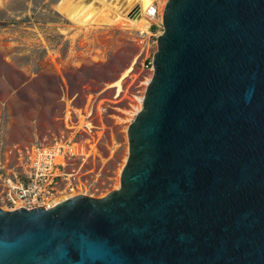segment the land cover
<instances>
[{
  "label": "water",
  "instance_id": "water-1",
  "mask_svg": "<svg viewBox=\"0 0 264 264\" xmlns=\"http://www.w3.org/2000/svg\"><path fill=\"white\" fill-rule=\"evenodd\" d=\"M162 21L120 188L0 208V264H264V0Z\"/></svg>",
  "mask_w": 264,
  "mask_h": 264
},
{
  "label": "rangeland",
  "instance_id": "rangeland-1",
  "mask_svg": "<svg viewBox=\"0 0 264 264\" xmlns=\"http://www.w3.org/2000/svg\"><path fill=\"white\" fill-rule=\"evenodd\" d=\"M65 1L0 0V160L7 146L55 144L67 135L66 111L84 109L92 95L107 107L94 118L103 131L99 153L83 167L74 162L68 169L81 168L94 187L86 195L103 198L121 186L128 127L137 116L124 122V112L136 99L144 100L168 0L155 1L162 11L149 24H140L135 7L120 1V12L135 23L133 28L109 23L116 7L88 11L84 16L90 24L79 26L59 11L66 6V11H80L79 5L90 0ZM119 81L121 89L115 87Z\"/></svg>",
  "mask_w": 264,
  "mask_h": 264
},
{
  "label": "built area",
  "instance_id": "built-area-1",
  "mask_svg": "<svg viewBox=\"0 0 264 264\" xmlns=\"http://www.w3.org/2000/svg\"><path fill=\"white\" fill-rule=\"evenodd\" d=\"M148 13L157 17L159 9L155 3ZM106 112L107 107L101 101L96 104V99L89 95L84 109L66 111L63 122L67 135L55 144L5 147L0 160V208L49 209L56 203L88 194L94 188L92 182L85 178L81 168L70 171L68 167L74 162L83 167L96 159L103 131L94 125V118H101Z\"/></svg>",
  "mask_w": 264,
  "mask_h": 264
},
{
  "label": "bare ground",
  "instance_id": "bare-ground-1",
  "mask_svg": "<svg viewBox=\"0 0 264 264\" xmlns=\"http://www.w3.org/2000/svg\"><path fill=\"white\" fill-rule=\"evenodd\" d=\"M68 1H70V0H66L65 2H68ZM120 1H124L125 4L128 3L130 6L135 7L136 13H138L140 15V17H141L140 22H139L140 24H149L150 22L155 21L156 18L151 17V15L148 13V10L152 7V5H154V3H155L156 0H90L89 5H85V6L79 5L80 11H78L77 8L76 9L75 8H72L70 10L69 7H68L69 10L66 11L67 9H65V8H67V6L65 8L61 9L62 6H64V5H62L64 3V1H63V3H61L60 5H58L59 8H57V10L58 9H61L60 11L58 10L59 13L61 11L64 14L66 13L65 15H68V18H69L68 20L69 21L70 20L71 21H74L75 24H77L79 26H82V27H85L86 25L90 24L89 18H87V16H84L85 13H87L88 11H91V10H99L100 12L103 13V12H105L107 10H110L109 7H116L115 10H114L115 13L113 12V14H114L113 15V18L111 20H109V23L111 25H119V26H123L125 28L126 27L133 28L134 25H135V23L133 21H131V20H128L125 17V15L122 12H120V7H118ZM77 7H78V5H77ZM161 8L162 7L158 8L159 11H160V13L162 11ZM91 19H92V17H91ZM131 71H132V69L128 70L125 75L129 74ZM149 82H150V79H148L147 84ZM115 87H118L119 89H121L122 82L119 81L118 83H116L115 84ZM136 100H137L136 103L131 105V110L124 112L126 114V117L123 120L124 122L125 121L126 122H129L131 120V117H133L134 115H137L141 111V109H142V103H143L144 100H143V98L136 99Z\"/></svg>",
  "mask_w": 264,
  "mask_h": 264
},
{
  "label": "clouds",
  "instance_id": "clouds-1",
  "mask_svg": "<svg viewBox=\"0 0 264 264\" xmlns=\"http://www.w3.org/2000/svg\"><path fill=\"white\" fill-rule=\"evenodd\" d=\"M246 99H247V97H246Z\"/></svg>",
  "mask_w": 264,
  "mask_h": 264
}]
</instances>
